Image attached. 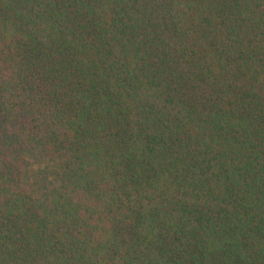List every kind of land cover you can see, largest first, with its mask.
Masks as SVG:
<instances>
[{
    "label": "trees",
    "instance_id": "trees-1",
    "mask_svg": "<svg viewBox=\"0 0 264 264\" xmlns=\"http://www.w3.org/2000/svg\"><path fill=\"white\" fill-rule=\"evenodd\" d=\"M0 264H264V0H0Z\"/></svg>",
    "mask_w": 264,
    "mask_h": 264
}]
</instances>
